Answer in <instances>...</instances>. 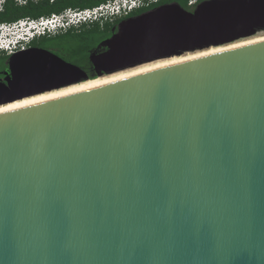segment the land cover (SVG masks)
I'll use <instances>...</instances> for the list:
<instances>
[{"label":"water","instance_id":"95a60500","mask_svg":"<svg viewBox=\"0 0 264 264\" xmlns=\"http://www.w3.org/2000/svg\"><path fill=\"white\" fill-rule=\"evenodd\" d=\"M260 31L264 0L170 2L88 59L108 74ZM7 65L0 106L95 79L42 48ZM0 264H264V40L0 113Z\"/></svg>","mask_w":264,"mask_h":264},{"label":"flooded vegetation","instance_id":"af4514ba","mask_svg":"<svg viewBox=\"0 0 264 264\" xmlns=\"http://www.w3.org/2000/svg\"><path fill=\"white\" fill-rule=\"evenodd\" d=\"M110 1L111 0H108L106 2H101V0H52V1L51 0H27L24 4L19 5L14 0H7L5 2V4L3 5L2 11L0 12V25L1 24L12 25V24H16L22 20H31V21L35 20L36 21L40 18H47L48 16H45L44 14L49 12L50 9H64L63 12L66 10L84 11L87 9H94V8L99 7V6L105 5ZM37 14H42V15L40 17H35ZM136 15H138V14H136ZM131 16H135V15H129L128 14L127 16L121 18V20L128 18V17H131ZM115 28H116V25L114 27H112L111 34L113 33ZM81 29H82V27L77 28V29H75V32H79ZM67 31H65L63 33H59L55 36H43V37L35 38L33 40V42H30L24 48V50L29 49V48H42V49L50 51L53 54H56L60 58L67 61L65 59V55H67L70 48L68 47L67 42L63 38L64 34H66ZM103 40H105V39H103ZM103 40L98 42L94 46V48L88 52V54H87L88 57L91 53L99 54V53L104 52L106 50V47H104L102 44ZM53 49L56 52H54ZM2 56H4L6 59H5V61H3V63H1L2 64V70L0 72V80L5 81L6 76H8V74H9L7 60H8V57L10 55L2 54ZM157 61H159V60H157ZM67 62H69V61H67ZM88 62H89V59H88ZM74 65H76L80 69H82L88 78L98 77V76L103 77V76L119 73L121 71L122 72L127 71V69H129V70L131 69V68H127L124 70H119V71L111 72L108 74H106L105 72L99 71L98 72L99 74H98V73H96V71L94 70V68L90 62H89V64H87L85 66H80L77 64H74ZM133 68H135V67H133ZM73 85L74 84H72V86ZM63 88H66V86L59 88V89L54 88L50 91H45L44 94L51 92V91H57V90H60Z\"/></svg>","mask_w":264,"mask_h":264},{"label":"built area","instance_id":"2783aa9c","mask_svg":"<svg viewBox=\"0 0 264 264\" xmlns=\"http://www.w3.org/2000/svg\"><path fill=\"white\" fill-rule=\"evenodd\" d=\"M7 0H0V12ZM17 4H24L27 0H14ZM52 1V0H51ZM158 0H111L105 5L84 11L66 10L61 15H50L47 18L38 20H22L16 24H1L0 29H20L23 30V37L15 41L0 43V55H12L17 51H22L35 38L43 36H55L68 29H77L82 25L92 23L103 24L112 21L116 17H125L133 9L147 7L157 3ZM193 3L190 2V4Z\"/></svg>","mask_w":264,"mask_h":264},{"label":"trees","instance_id":"16d2710c","mask_svg":"<svg viewBox=\"0 0 264 264\" xmlns=\"http://www.w3.org/2000/svg\"><path fill=\"white\" fill-rule=\"evenodd\" d=\"M108 0H101L106 2ZM202 0H194L190 4V0H158L157 3L151 4L147 7L139 9H133L129 15L140 14L146 10L152 9L155 6L162 5L164 3L177 2L182 8L187 11H192L195 5ZM64 9H50L49 12L45 13V16L60 15ZM42 14H37L35 17H40ZM123 17H116L112 21L104 22L103 24L92 23L90 25H82V29L79 32H75V29H69L64 34V40L67 42L69 52L65 55V59L73 64L85 66L88 62V52L94 48V46L103 39H106L111 34V29L119 23ZM79 27V28H80ZM34 40V39H33ZM33 40L31 42H33ZM5 57L0 55V64L5 61ZM95 78V77H92Z\"/></svg>","mask_w":264,"mask_h":264},{"label":"bare ground","instance_id":"6f19581e","mask_svg":"<svg viewBox=\"0 0 264 264\" xmlns=\"http://www.w3.org/2000/svg\"><path fill=\"white\" fill-rule=\"evenodd\" d=\"M17 39H20V37H17ZM262 40H264V36L263 37H259V38H253V39L245 40V41L234 42L232 44H227V45H223V46L216 47V48L213 47V48H210V49H207V50H204V51H200V52H197V53H195L193 55H189V56H183V57L171 59V60H168V61L158 62V63H154V64L152 63L150 65L148 64V65H145V66L143 65L142 67L140 66L138 68H134V69H131V70L115 73V74H112V75H109V76H105V77H102V78H95L93 80H90V81H87V82H83V83H79L77 85L66 87V88H63V89H60V90H57V91H51V92H48V93H45V94L24 98L22 100H18V101H15V102H12V103H9V104H6V105H2V106H0V113L12 111V110L23 108V107H28L30 105H35V104H38V103H41V102H44V101H48V100H51V99H55V98H58V97H62V96H65V95L76 93V92H79V91L91 89V88H94V87H97V86H100V85H103V84H106V83H110L112 81H116V80H119V79H123V78H126V77H130V76L139 74V73H143L145 71H149V70L156 69V68H159V67H163V66H166V65H170V64H173V63H179L181 61H185V60H188V59H193V58L200 57V56H203V55H207V54H211V53H215V52H219V51H224V50H227V49L240 47V46H243V45L255 43V42H258V41H262Z\"/></svg>","mask_w":264,"mask_h":264},{"label":"rangeland","instance_id":"374dc122","mask_svg":"<svg viewBox=\"0 0 264 264\" xmlns=\"http://www.w3.org/2000/svg\"><path fill=\"white\" fill-rule=\"evenodd\" d=\"M23 33H24L23 30L15 29V28L14 29H12V28H10V29H6V28L0 29V43H2L3 41L4 42H10L11 43L12 41H15L17 39V37H23L24 36ZM263 36H264V31H260V32L256 33L252 37L245 38V39H241V40H238L236 42L245 41V40H249V39H253V38H259V37H263ZM230 44H232V43H230ZM205 50H207V49H205ZM53 51L56 52L54 49H53ZM202 51H204V50H202ZM197 52H200V51H196V52H192V53H184V54L179 55V56H175V57H171V58H166V59H160L159 61H154L152 63L154 64V63L168 61V60L175 59V58H179V57H183V56H189V55H193V54H195ZM152 63H147V64H143V65L144 66L145 65H148V64L150 65ZM143 65H139L138 67H140V66L142 67ZM138 67H135V68H138ZM131 69H134V68H131ZM1 70H2V64H0V72H1ZM127 70H129V69H127ZM107 76H109V75H107ZM103 77H105V76H103ZM95 78H102V76H98V77H95Z\"/></svg>","mask_w":264,"mask_h":264},{"label":"clouds","instance_id":"9594fccd","mask_svg":"<svg viewBox=\"0 0 264 264\" xmlns=\"http://www.w3.org/2000/svg\"><path fill=\"white\" fill-rule=\"evenodd\" d=\"M192 1L194 2V0H190V2H192Z\"/></svg>","mask_w":264,"mask_h":264}]
</instances>
